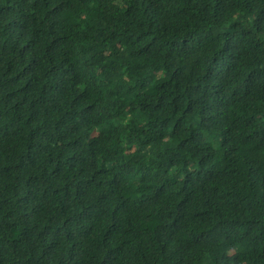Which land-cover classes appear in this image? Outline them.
<instances>
[{
    "label": "trees",
    "instance_id": "16d2710c",
    "mask_svg": "<svg viewBox=\"0 0 264 264\" xmlns=\"http://www.w3.org/2000/svg\"><path fill=\"white\" fill-rule=\"evenodd\" d=\"M0 264H264V0H0Z\"/></svg>",
    "mask_w": 264,
    "mask_h": 264
}]
</instances>
